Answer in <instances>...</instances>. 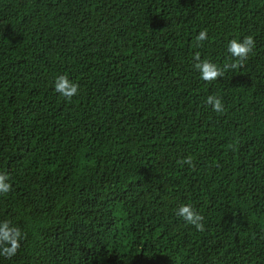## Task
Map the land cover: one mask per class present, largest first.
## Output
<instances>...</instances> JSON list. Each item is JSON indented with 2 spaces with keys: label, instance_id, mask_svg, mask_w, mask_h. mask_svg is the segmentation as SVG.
Instances as JSON below:
<instances>
[{
  "label": "trees",
  "instance_id": "trees-1",
  "mask_svg": "<svg viewBox=\"0 0 264 264\" xmlns=\"http://www.w3.org/2000/svg\"><path fill=\"white\" fill-rule=\"evenodd\" d=\"M0 264H264V0H0Z\"/></svg>",
  "mask_w": 264,
  "mask_h": 264
}]
</instances>
